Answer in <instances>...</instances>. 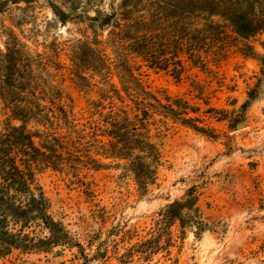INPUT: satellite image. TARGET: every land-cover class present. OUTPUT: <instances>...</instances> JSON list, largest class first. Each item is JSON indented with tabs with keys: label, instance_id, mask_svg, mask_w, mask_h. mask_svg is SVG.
I'll return each mask as SVG.
<instances>
[{
	"label": "rangeland",
	"instance_id": "rangeland-1",
	"mask_svg": "<svg viewBox=\"0 0 264 264\" xmlns=\"http://www.w3.org/2000/svg\"><path fill=\"white\" fill-rule=\"evenodd\" d=\"M216 11L0 0V136L22 128L42 153L56 223L0 264H264V31ZM133 136L159 153L145 186L144 153L119 152Z\"/></svg>",
	"mask_w": 264,
	"mask_h": 264
},
{
	"label": "trees",
	"instance_id": "trees-1",
	"mask_svg": "<svg viewBox=\"0 0 264 264\" xmlns=\"http://www.w3.org/2000/svg\"><path fill=\"white\" fill-rule=\"evenodd\" d=\"M204 6L208 12L217 9V14L238 35L246 37L264 31V0H204ZM180 120L186 124V119ZM193 129L206 132L195 126ZM122 142L125 146L119 152L136 145L144 153L132 160L131 167L139 184L145 186L153 179L155 167L152 165L159 162L156 147L135 136ZM42 157L31 136L22 128L12 127L0 136V257L9 254L16 245L28 250L35 244L34 237L24 233L31 225L56 231V223L47 213L48 200L34 178V169L41 164ZM173 218L172 213L166 215L167 220Z\"/></svg>",
	"mask_w": 264,
	"mask_h": 264
}]
</instances>
